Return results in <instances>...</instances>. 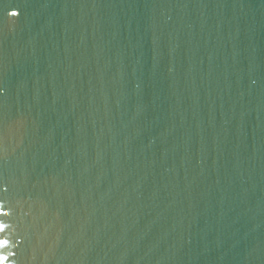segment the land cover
Here are the masks:
<instances>
[{"label": "water", "instance_id": "water-1", "mask_svg": "<svg viewBox=\"0 0 264 264\" xmlns=\"http://www.w3.org/2000/svg\"><path fill=\"white\" fill-rule=\"evenodd\" d=\"M0 264H264V0H0Z\"/></svg>", "mask_w": 264, "mask_h": 264}]
</instances>
